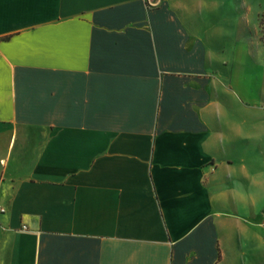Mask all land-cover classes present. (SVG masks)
<instances>
[{
    "label": "crops",
    "instance_id": "crops-1",
    "mask_svg": "<svg viewBox=\"0 0 264 264\" xmlns=\"http://www.w3.org/2000/svg\"><path fill=\"white\" fill-rule=\"evenodd\" d=\"M214 5L0 0V264H264V127L218 98Z\"/></svg>",
    "mask_w": 264,
    "mask_h": 264
},
{
    "label": "rangeland",
    "instance_id": "rangeland-1",
    "mask_svg": "<svg viewBox=\"0 0 264 264\" xmlns=\"http://www.w3.org/2000/svg\"><path fill=\"white\" fill-rule=\"evenodd\" d=\"M214 1L203 24L217 54L218 98L225 107V97H235L238 121L247 117L248 128L264 127V0Z\"/></svg>",
    "mask_w": 264,
    "mask_h": 264
},
{
    "label": "built area",
    "instance_id": "built-area-1",
    "mask_svg": "<svg viewBox=\"0 0 264 264\" xmlns=\"http://www.w3.org/2000/svg\"><path fill=\"white\" fill-rule=\"evenodd\" d=\"M5 213V209L0 206V215L4 214ZM262 228H263V231H264V221L262 222Z\"/></svg>",
    "mask_w": 264,
    "mask_h": 264
}]
</instances>
